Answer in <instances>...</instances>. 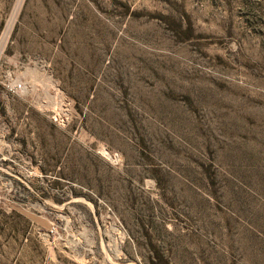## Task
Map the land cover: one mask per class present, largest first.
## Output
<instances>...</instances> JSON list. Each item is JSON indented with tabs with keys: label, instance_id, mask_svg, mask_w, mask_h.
<instances>
[{
	"label": "rangeland",
	"instance_id": "rangeland-1",
	"mask_svg": "<svg viewBox=\"0 0 264 264\" xmlns=\"http://www.w3.org/2000/svg\"><path fill=\"white\" fill-rule=\"evenodd\" d=\"M0 264H264V0H0Z\"/></svg>",
	"mask_w": 264,
	"mask_h": 264
}]
</instances>
